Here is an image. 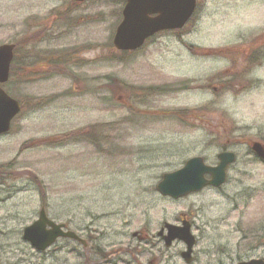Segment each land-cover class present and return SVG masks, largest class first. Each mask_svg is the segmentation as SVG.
Masks as SVG:
<instances>
[{
  "label": "rangeland",
  "instance_id": "rangeland-1",
  "mask_svg": "<svg viewBox=\"0 0 264 264\" xmlns=\"http://www.w3.org/2000/svg\"><path fill=\"white\" fill-rule=\"evenodd\" d=\"M122 8L0 0V46L17 45L23 69L4 86L23 110L0 137V264H186L184 243L157 236L183 218L192 264L264 257L249 252L264 240V164L250 149L264 146V124L237 125L220 107L228 91L264 87L247 78L264 64V0H198L182 30L127 55L112 44ZM224 151L237 161L220 189L157 193L164 173L193 157L215 166ZM42 208L87 246L24 242Z\"/></svg>",
  "mask_w": 264,
  "mask_h": 264
},
{
  "label": "water",
  "instance_id": "water-1",
  "mask_svg": "<svg viewBox=\"0 0 264 264\" xmlns=\"http://www.w3.org/2000/svg\"><path fill=\"white\" fill-rule=\"evenodd\" d=\"M83 3L89 0H75ZM125 7L122 11L123 20L118 26L113 44L118 51H136L145 42L163 31L182 29L193 17L197 0H123ZM15 45L0 46V136L11 130L13 119L20 113L21 105L11 98L1 87L8 82ZM253 152L264 161V146L254 143ZM218 165L209 166L202 157H195L186 162L183 168L163 175L157 184V192L173 200L199 193L207 187L221 188L227 181V170L235 163L236 155L222 152L218 155ZM167 235L164 237L166 246L170 247L174 241H181L186 245V252L182 258L186 263L192 261L193 248L196 239L191 233V225L183 221L182 226L166 224ZM164 229L159 233L162 236ZM59 238L84 241L73 231L66 230L64 224L51 221L45 209L39 213L38 220L23 232L24 241L38 252H45L52 247ZM242 264H264L263 260H252Z\"/></svg>",
  "mask_w": 264,
  "mask_h": 264
},
{
  "label": "clouds",
  "instance_id": "clouds-1",
  "mask_svg": "<svg viewBox=\"0 0 264 264\" xmlns=\"http://www.w3.org/2000/svg\"><path fill=\"white\" fill-rule=\"evenodd\" d=\"M247 78L264 81V64L255 66ZM220 107L237 125L264 124V87L239 95L228 91L222 96Z\"/></svg>",
  "mask_w": 264,
  "mask_h": 264
},
{
  "label": "flooded vegetation",
  "instance_id": "flooded-vegetation-1",
  "mask_svg": "<svg viewBox=\"0 0 264 264\" xmlns=\"http://www.w3.org/2000/svg\"><path fill=\"white\" fill-rule=\"evenodd\" d=\"M262 51V50H261ZM261 51H260V54H261ZM250 149H251V147H250ZM251 152L256 156V158L259 160L257 163H263L264 164V161H262L261 159H259L258 157H257V155L253 152V150L251 149ZM229 170H230V167H229ZM183 220H184V218H183ZM182 220V221H183ZM181 221V222H182ZM160 239H161V241L163 242V238L162 237H159ZM164 243V242H163ZM263 245H259V244H257V245H255V246H250V248H249V252L251 253V252H254V251H259L261 248H263V250H264V240H263V243H262ZM164 245H165V243H164ZM182 254V253H181ZM248 255L249 254H247L246 256H245V258H236V259H231L230 261H229V263H227V264H242V263H246V262H248V261H250V260H252L251 258H249L248 257ZM248 257V258H247ZM256 260H263L264 261V257H258ZM99 264H103L102 262H100Z\"/></svg>",
  "mask_w": 264,
  "mask_h": 264
},
{
  "label": "trees",
  "instance_id": "trees-1",
  "mask_svg": "<svg viewBox=\"0 0 264 264\" xmlns=\"http://www.w3.org/2000/svg\"><path fill=\"white\" fill-rule=\"evenodd\" d=\"M167 33V32H166ZM151 41V40H150ZM17 45H16V49H17ZM114 48V47H113ZM119 54L121 55H127V54H130V53H122V52H119ZM52 64H56V65H64V63H50L48 65H52ZM23 69L22 68H19L18 67V62H17V51L15 50V59H14V62L12 64V68H11V76H10V81L12 82L14 79H16V77H18L20 71H22ZM33 74V73H32ZM26 77H28V80L30 81V79L32 78L28 73L26 74ZM9 81V82H10ZM115 90V89H113ZM112 90V91H113ZM174 117H179L177 115H175Z\"/></svg>",
  "mask_w": 264,
  "mask_h": 264
},
{
  "label": "bare ground",
  "instance_id": "bare-ground-1",
  "mask_svg": "<svg viewBox=\"0 0 264 264\" xmlns=\"http://www.w3.org/2000/svg\"><path fill=\"white\" fill-rule=\"evenodd\" d=\"M1 171V170H0Z\"/></svg>",
  "mask_w": 264,
  "mask_h": 264
}]
</instances>
